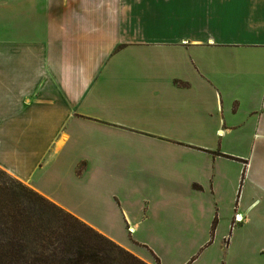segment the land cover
Here are the masks:
<instances>
[{"label": "crops", "instance_id": "crops-1", "mask_svg": "<svg viewBox=\"0 0 264 264\" xmlns=\"http://www.w3.org/2000/svg\"><path fill=\"white\" fill-rule=\"evenodd\" d=\"M9 151L60 206L33 177L68 167L125 250L264 264V0H0Z\"/></svg>", "mask_w": 264, "mask_h": 264}, {"label": "trees", "instance_id": "trees-1", "mask_svg": "<svg viewBox=\"0 0 264 264\" xmlns=\"http://www.w3.org/2000/svg\"><path fill=\"white\" fill-rule=\"evenodd\" d=\"M0 264L140 263L0 171Z\"/></svg>", "mask_w": 264, "mask_h": 264}, {"label": "rangeland", "instance_id": "rangeland-1", "mask_svg": "<svg viewBox=\"0 0 264 264\" xmlns=\"http://www.w3.org/2000/svg\"><path fill=\"white\" fill-rule=\"evenodd\" d=\"M11 151L9 154L0 153V164L8 167L11 171H17V167L12 159H17V157H13L11 155ZM33 157H28L26 159V164L24 166L25 170L19 173H23L24 175L27 171L32 169ZM68 167H46V169L39 175H34L33 177V185L37 189H40L42 193L45 195H55L59 203L62 205H57L53 201L44 198L40 194L36 193L34 190L29 188L26 184L21 183L8 174L4 173L9 178L17 181L19 184L27 188L28 190L34 192L39 195L45 201L50 202L56 207L67 212L63 207H68L78 214L76 217L78 220H82L84 224L87 226H91L96 233L102 235L109 241L113 242L115 245L120 247L124 252L130 255L133 259H135L140 264H157L155 259L150 257L143 250H139L131 246V251L125 250L121 247L122 243H126L131 240L132 231L129 228V223L124 222L121 214H103L101 211L102 203L101 200L95 196L88 198L82 194V181L78 180L71 176L69 173ZM2 171V170H0ZM27 172V173H28ZM3 173V171H2ZM85 181L89 182V179ZM107 181V180H106ZM91 184H98V181H93L91 179ZM69 213V212H67ZM70 214V213H69ZM74 216V215H72ZM239 217V216H238ZM241 219V218H240ZM241 222V220H240ZM239 222V223H240ZM238 224L233 219V225ZM127 226V229H125ZM93 227V228H92ZM95 228V229H94ZM97 229V230H96ZM99 230V231H98ZM107 236H105L103 233ZM114 239V240H113ZM117 241L118 243H116ZM120 244V245H119Z\"/></svg>", "mask_w": 264, "mask_h": 264}, {"label": "built area", "instance_id": "built-area-1", "mask_svg": "<svg viewBox=\"0 0 264 264\" xmlns=\"http://www.w3.org/2000/svg\"><path fill=\"white\" fill-rule=\"evenodd\" d=\"M240 217H238L237 215L234 217V221L236 222V223H239L240 222Z\"/></svg>", "mask_w": 264, "mask_h": 264}]
</instances>
